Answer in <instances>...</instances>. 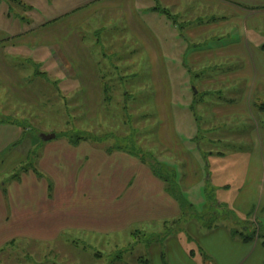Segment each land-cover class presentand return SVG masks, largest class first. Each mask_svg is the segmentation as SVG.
<instances>
[{
	"label": "crops",
	"instance_id": "1",
	"mask_svg": "<svg viewBox=\"0 0 264 264\" xmlns=\"http://www.w3.org/2000/svg\"><path fill=\"white\" fill-rule=\"evenodd\" d=\"M191 12L199 22L181 24ZM107 15L113 18L107 19ZM3 17L13 20L8 10ZM94 19L102 32L108 30L111 20L124 25L131 48H135L124 55H135L132 60L138 54L148 58L156 118L153 140L165 162L175 167L183 192L195 191L206 175L197 156L201 150L196 149V154L189 149L177 127L175 94L180 97L182 90L176 92L172 71L177 75L182 71L195 74L205 90L223 82L230 89L238 87L239 98L213 106L210 115L215 121L252 122L244 181L232 208L255 223L260 216L264 220V125L260 126L253 108V98L264 94V0H87L46 24L24 26L22 19H16V29L0 27V81L13 92L6 101L16 106L14 111L41 113L43 108L53 106L54 99L64 98V90L66 97H81L79 107L86 122L101 119L105 84L99 61L90 55L92 45L88 44L93 38L89 25ZM115 55L118 59L123 56L119 38ZM176 57L182 70L174 63ZM30 64L34 66L32 75L39 76L36 85L40 84L32 90L23 86L24 72ZM130 65L138 66V62ZM211 72L214 75L210 77ZM48 88L56 89L58 95L50 99ZM127 96L133 98L128 92L123 97ZM65 102L68 106L67 99ZM34 119L41 120L38 116ZM0 125V144L11 133L3 130L7 125L17 128L15 138L23 130L22 121L0 120ZM25 132L21 139L0 147V178L13 172L0 184V257L6 256L7 264L18 263L20 250L27 258L71 237L112 236L152 225L167 228L183 219V210L163 181L128 152L90 140L73 145L65 138H56L43 144L32 136L24 138L28 134ZM19 145L21 155H15H20L21 161L18 156L6 166L5 160H10ZM32 158L33 163H28ZM25 166L27 170L17 172ZM251 194L253 202L249 200ZM188 223L191 225L182 230L190 232L191 240L199 244L201 257L210 264H264V247L259 240L245 244L222 229L224 226L207 229L205 237L197 229L193 234V222ZM170 238L164 235L161 254L158 248H149L150 254L160 255L159 264H201L195 250L187 249L178 236ZM31 246L30 252H23L24 247ZM63 250L60 247L59 251Z\"/></svg>",
	"mask_w": 264,
	"mask_h": 264
},
{
	"label": "rangeland",
	"instance_id": "2",
	"mask_svg": "<svg viewBox=\"0 0 264 264\" xmlns=\"http://www.w3.org/2000/svg\"><path fill=\"white\" fill-rule=\"evenodd\" d=\"M86 1L4 0L2 3V0H0V27L16 29L17 24L14 22L16 19L20 21L22 19L24 26L46 24L64 15L66 12L77 9V7H80ZM7 10L10 12L13 20L9 21V19L3 17ZM106 18L113 17L107 15ZM199 20L200 18L198 16L195 17L191 12L190 16L181 20V24L196 23ZM111 21L112 23H109L108 30H105L106 34L103 33L105 31L102 32L100 30L103 28L97 24V20L94 19L89 25L90 35L93 37L90 38L92 44L89 43L90 41L88 42L89 45H92V48H90L92 54L90 53V55H93L99 61L105 84L106 103L103 107L101 119L96 123L86 122L83 114L80 112L79 101H81V97H66L64 90V98L54 99L55 103L52 104L53 106L43 108L41 113L23 114L22 112H16L14 111L16 106H12V104L6 101V96H12L13 92L0 81V120L3 123L12 122L13 120L18 123L22 121V131L28 133L25 136L23 135V137L32 136L36 140L43 142V144L44 141L41 136L45 133L54 134L53 132H56L60 135L63 131H75L76 133L91 136L90 141L92 142L105 140L102 143V147H110L115 145V143L116 145L119 142L123 143L125 139L119 136L135 132L137 137L130 140L125 148L132 149V147H135V150L137 149L139 152L141 146L153 152L162 170L166 173H171L175 167L173 168L169 162H165L162 151L157 148L153 140V133H155L156 129V118L152 106L153 97L151 94L153 87L150 81L151 66L147 62L148 58L138 54V58L132 60L135 55L132 57L129 54L124 55L127 50L130 51L134 46L131 48L132 42L124 33V25L121 26V24L113 22V20ZM98 26H100V29ZM97 29L98 32H101L97 33ZM169 33L171 37V32ZM118 38L119 42L122 43L123 49L121 59H118L117 55H115V45L118 42ZM176 59L174 63H177L178 68L182 70L183 65L180 59L178 57ZM9 61H12V59H9ZM133 61L138 62V66H131L130 63ZM17 62L21 64V59ZM41 71L45 72L43 69ZM33 72L34 66L31 64L28 65V68L24 72L26 81L23 83V86L26 85L25 88L27 87L31 90L33 88L36 89V86L40 85H36L39 82V76L34 77L32 75ZM182 73L177 75L172 71L171 75L172 84L176 92L177 90H182V94H179L180 97L176 95L178 93L175 94L177 127L189 149L195 151L196 154V149L197 151L201 150V153L198 152L197 156L202 161V164H204L203 166H205L206 175L205 182L197 189H194L195 191H182L180 196L184 202L185 212L189 215H194L192 219V233L194 234V231L197 229L199 233L205 235L209 226L213 228L224 226L222 229L229 232L235 238L239 232L249 233L244 228L247 224L252 229L257 228L258 237L263 233L261 240L264 242V220L262 217L260 216L258 223H255L251 219L248 220L246 217H240L232 208L233 200L238 197L237 193L244 181L247 157L251 150L249 133L253 126L252 122L239 119L215 121L210 115L213 106L236 101L239 98L238 87L230 89L229 85L223 82L218 86H214L213 90H205L203 89V84L200 87L201 80L196 78L195 74L183 71ZM213 75L211 72L210 77ZM53 90L55 92L51 88L46 89L50 99L53 94L56 93L58 95L57 90ZM127 92L133 98H130L131 96L124 98L123 96ZM66 99L68 100V106H66ZM253 99L254 115L260 122V126L263 127L264 94L261 92ZM124 102L128 104L126 103L127 105L123 106ZM8 109H10L9 112ZM24 116L26 117V121L23 118ZM35 116L40 117L41 120L34 119ZM7 126L8 129L3 130H10L11 133L4 136L7 139L5 143L0 144L1 148L9 142L13 143L15 139H21V130L18 131V137L15 138L17 128L11 125ZM0 128L3 127L1 126ZM102 135L110 137H100ZM94 138L98 141H95ZM117 139H119V142H117ZM134 142L137 144L135 145ZM20 150L21 145L16 147V150L10 154V160H5L6 166L12 163L18 156L21 161ZM17 152L20 155H15L18 154ZM4 158L6 157L4 156ZM2 161L3 159L1 158L0 164ZM28 163H33V158ZM20 166L21 162L16 165L17 168ZM12 173L10 171L9 174L1 177L0 184L6 182ZM249 200L253 202V194H251ZM212 213H216V215H212ZM186 218L178 223V225H168L167 228H164L163 225H152L146 228H139L143 229L142 231L136 232L134 231L136 229L133 228L112 236L71 237L62 240L53 247L44 248L45 250L37 252L39 255H31V257L27 256V258L26 256H22L20 250L18 263L13 264H40L47 261L55 264H140L138 260L144 257H146L144 259L152 261V264H159L160 255L154 254L153 251L150 254L149 248L150 246L158 248L161 254L164 235L165 239L178 236L187 249L197 252L195 258L199 263L210 264V260L205 261L201 257L199 244L191 240L190 232L182 230L185 225V229L188 225H191L186 222ZM237 221L241 222V224H238ZM259 225L263 227V232L259 231L261 229ZM208 230L210 229L208 228ZM203 240H201V243ZM238 240L241 239L239 238ZM187 243L191 246L186 245ZM59 246L64 248V250L59 251ZM32 249L33 247L31 246L24 247L22 250L25 253V251L30 252ZM147 251H149V254ZM3 257L6 256L0 257V264H7V257L1 260ZM13 259V257H9V260Z\"/></svg>",
	"mask_w": 264,
	"mask_h": 264
},
{
	"label": "trees",
	"instance_id": "3",
	"mask_svg": "<svg viewBox=\"0 0 264 264\" xmlns=\"http://www.w3.org/2000/svg\"><path fill=\"white\" fill-rule=\"evenodd\" d=\"M171 20H173V22H176L175 18H171ZM106 101V99H105ZM127 103V102H126ZM125 102L123 103V106H126ZM17 122V121H15ZM54 134H56L57 138H65L66 140H68L71 144L73 145H77L80 142L83 141H89L91 140V136L89 137L87 134H80V133H76L75 131H63L60 133V135H58V133L53 132ZM92 135V134H90ZM111 136H113L112 134H109ZM100 137H110V136H106V135H102ZM117 137V136H116ZM120 138H124L125 140H123V143L119 142V139H117V145L115 143V145L110 146L108 148L110 149H114V150H124L126 152H128L129 154H131L132 156L136 157L137 159H139L143 164L147 165L151 171L153 172V174L158 177L160 180L163 181V183L166 185L167 187V192L179 203L181 209L183 210L184 214H183V219L186 218V222L192 221V219L194 218V215H189L188 213L185 212V206H184V202L181 196L182 190L177 182V174L175 171L171 172V173H166L162 170V168L160 167L159 163L157 162V159L155 158V154L153 152H150L148 150H146L145 148L140 146L139 152L137 151V149L135 150V147H132V149H126L125 146H127L130 142V140H133L135 137H137V134L135 132H132L130 134L124 135V136H119ZM95 140V138H94ZM107 140V139H106ZM98 141V140H95ZM105 141V140H104ZM104 141H101L102 143ZM125 141V142H124ZM100 143V141H99ZM134 144L136 145L137 143L134 142ZM131 145V144H130ZM144 146V145H143ZM28 167H24L19 169L17 172H24L25 170H27ZM15 175L14 177L18 176ZM212 215H216V213H212ZM185 216V217H184ZM181 220V221H182ZM238 224H241V222L239 223V221H237ZM261 227V229H259L260 232H263L262 230V226L259 225ZM210 230L213 229L212 226L208 227ZM207 228V229H208ZM216 228V227H214ZM244 228L247 229V231L249 232L248 234L245 233H238L237 237L241 239V241L245 244H249L254 242L255 240H259L262 244V246L264 247V242L261 240L262 238V234L261 236H257V228H250L247 224L244 226ZM259 232V233H260ZM140 264H149V262L143 258L139 259Z\"/></svg>",
	"mask_w": 264,
	"mask_h": 264
},
{
	"label": "water",
	"instance_id": "4",
	"mask_svg": "<svg viewBox=\"0 0 264 264\" xmlns=\"http://www.w3.org/2000/svg\"><path fill=\"white\" fill-rule=\"evenodd\" d=\"M41 138H42V140H43L44 142H50V141L56 139V135H55V134H50V135H45V134H43V135L41 136Z\"/></svg>",
	"mask_w": 264,
	"mask_h": 264
}]
</instances>
